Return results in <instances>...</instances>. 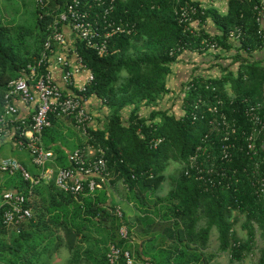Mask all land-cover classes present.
<instances>
[{
	"label": "trees",
	"instance_id": "trees-1",
	"mask_svg": "<svg viewBox=\"0 0 264 264\" xmlns=\"http://www.w3.org/2000/svg\"><path fill=\"white\" fill-rule=\"evenodd\" d=\"M64 1L49 0L43 10L33 6L34 32L6 24L0 15V111L8 82L35 58L45 38V26L51 20L52 9ZM181 1L116 0V12L135 22L136 31L132 35L113 36L109 40L108 54L102 57L82 42L76 43L78 54L94 74L85 95L100 99L107 108V115L102 128H91L90 138H84V142L74 147L99 145L105 148L112 178L92 194L76 198L58 190L53 181L34 185L28 203L31 218L18 227L6 226L0 220V264H37L43 262V256L49 258L61 248L67 251V264H110L106 257L110 244L129 250L133 264H143L145 260L170 264L171 259L174 264H197L204 256L198 247L207 245L212 228L217 231L218 250L229 254V264H242L255 253L258 231L262 244L254 264H264V197L253 192L246 174L240 173L238 182L228 188L205 192L198 181L184 175L180 169L172 177L168 193L156 194L166 178L169 162L182 165L205 134L209 135L208 142H214L210 143V150L213 162L218 164L221 133L208 124L205 114L198 112L196 120L189 116L199 97L206 99L208 105L221 99V109L229 119L237 121L238 144L230 164L233 167L248 164L240 150L243 137L251 128L244 110L249 104L264 99V57L254 59L255 53L264 49V39L257 33L259 25L254 8L259 0H227L225 11L207 7L203 15L195 16L208 23L199 36L184 33L179 25L175 7ZM210 26L215 28L214 33ZM235 29H240L242 36L240 41L232 43L229 32ZM26 35H30L32 41H28ZM205 37L214 40L218 47L199 50L200 40ZM230 51L233 53L229 55ZM184 52L213 55L219 62L213 65L219 74L192 73L187 78L183 84L181 115L154 108L149 114L138 115L141 105L154 107L159 96L171 92L167 78ZM226 57L231 62L223 66L219 60ZM128 107L131 110L124 117L122 112ZM57 118L60 117H51L52 125L43 131V142L56 153V164L68 167L64 148L58 145L59 133L53 127ZM152 137L162 138L155 149L148 146ZM0 172V192L3 189L28 192L29 182L23 180L19 172ZM117 183L122 185L121 194L111 195V188ZM120 202L130 203L143 215L141 218L152 214L158 219L152 221V235L156 234L155 227H162V233L174 227L166 237L181 243L182 247L172 244L173 248L168 246L166 250L145 251L141 248L143 230L132 228L128 213L122 207L119 206L121 217L114 213ZM240 216H243L239 226L245 232L243 239L238 237L234 227ZM199 222L203 225L196 230ZM122 224L128 228V239L118 233ZM208 261L200 264H209ZM114 264L126 263L121 255Z\"/></svg>",
	"mask_w": 264,
	"mask_h": 264
},
{
	"label": "built area",
	"instance_id": "built-area-1",
	"mask_svg": "<svg viewBox=\"0 0 264 264\" xmlns=\"http://www.w3.org/2000/svg\"><path fill=\"white\" fill-rule=\"evenodd\" d=\"M35 7L43 10L49 0H32ZM222 0H183L175 7L177 21L184 33L199 36L208 23L195 17L203 15L207 7H218ZM227 1V0H226ZM224 2V4L226 3ZM195 2H198L196 4ZM257 33L264 39V0L254 7ZM42 17V15H39ZM208 21V20H207ZM136 24L116 12V0H65L56 4L51 11V20L45 26V38L35 58L21 68L19 75L10 80L3 94L0 111V136L9 135L12 129L13 139L29 154L31 163L36 168L32 174L19 160L5 157L0 161V170L8 174L19 172L23 180L29 182L27 193L19 190L5 189L0 192V220L6 226L18 227L28 221L32 210L28 206L32 197V188L38 183L53 181L58 190L69 193L75 198L92 194L96 189L108 184L112 178L105 158V148L101 146L75 148L68 154V167L52 165L54 152L43 142V131L52 125L51 117L67 118L81 136L90 138V129L102 128L105 117L99 119L100 112L89 109L85 92L93 82L94 74L77 52V42L92 50L97 56H106L109 52V40L117 35H132ZM240 29L229 32L232 43L240 41ZM217 43L210 38L200 40L199 50H214ZM189 89V86H186ZM95 98V97H94ZM97 99V98H96ZM98 104L103 108L100 99ZM30 104L32 111L27 118H19L16 102ZM264 102V99H263ZM249 104L244 114L251 123L250 131L244 135L240 150L248 164L238 167L230 166L234 161V149L238 139L237 121L229 119L221 109L223 101L208 105L206 99L199 97L189 112L196 120L200 113L208 117V124L221 136L218 164L213 162V152L205 134L200 142L181 165L184 175L199 182L205 192L216 188H228L239 180L240 173L250 177L253 192L264 197V104ZM208 106L203 108L204 104ZM141 110L138 115H142ZM140 129H138L139 131ZM161 137L148 140L149 148L155 149L161 143ZM257 144L260 147H257ZM114 213L121 217L119 206ZM118 233L128 239V228L122 224ZM123 256L126 264L135 261L129 250H122L110 244L106 253L107 260L114 264ZM252 254L249 255V257ZM143 264H154L145 260Z\"/></svg>",
	"mask_w": 264,
	"mask_h": 264
},
{
	"label": "crops",
	"instance_id": "crops-1",
	"mask_svg": "<svg viewBox=\"0 0 264 264\" xmlns=\"http://www.w3.org/2000/svg\"><path fill=\"white\" fill-rule=\"evenodd\" d=\"M220 5L226 7V3L223 5L222 1L218 5L219 9L221 7ZM220 10H222V9H220ZM209 29L211 32H213V33L215 32V28L213 26H210ZM262 52H264V49ZM262 52L255 53L254 59L263 58L264 56H263ZM231 53H233V52L230 51V53H228V54L230 55ZM219 61L223 66H227L230 64L231 59L229 57H226L225 59H221ZM214 63H219V62H218V60L214 59L213 55H211V54H196V53H191V52L182 53V55L179 57L178 61H176L174 63V65L172 67V72L169 75V77L167 78V86L171 89V92L166 94V95L159 96V98L157 100L158 101L157 105L154 107L141 105V108H140L141 112L143 114H147V113L149 114L151 109L154 108V109L165 110V111H168L170 113H174L177 116L181 115L182 111H183L182 110V95L184 93L182 91H183L184 82L187 80V78L192 73L200 74V75H204V76L205 75H217V74H219L217 67L213 66ZM16 104H17V107L19 109L18 117L19 118H27L32 111V106L30 104H24V103L19 102V101H17ZM88 106H89V109L94 111V112H100V113L103 112L107 115V112H106L107 108L106 107L103 108L100 104H98V100L94 97L89 98ZM130 110H131V107L126 108L122 112L123 116L127 117ZM100 116H101V114H100ZM100 116H99V119L102 121ZM66 120L71 123V121L68 120L67 118H57L56 119V123L54 124L53 127L57 129L58 133L63 132V128L65 125L64 123H66ZM71 126L73 127V129L76 132H78L74 128L72 123H71ZM12 135H13V132L11 129V132L9 135L0 136V147L2 146L1 143H5V142H9L13 146V148L19 147V146L14 145V139H13ZM71 142H75L74 144H79L81 142H84V137L83 138L75 137L74 140ZM74 148L75 147H72V149H67V151H66L67 152L66 153L67 161H68V154ZM20 149L25 150L21 147H20ZM54 155H55V157H54L52 165H57L56 164L57 155L55 152H54ZM1 159H3V158H1ZM1 159H0V161H1ZM28 170H29V168H28ZM36 171H37L36 168H34V169H31L30 172H36ZM3 190H5V189H3ZM111 192H112L111 195L114 194V196H115L116 193H115V189L113 187L111 188ZM123 203L125 204V206L122 207ZM118 204H119L118 206L125 209L126 212L128 213L129 221L132 225V228H140L141 230H143L145 236H144V242H142L143 245L141 246V248H144L145 251H148V252L153 251L154 252L157 250H166L168 248V246L173 248L172 244L178 245L179 248L182 247L181 243L174 242L173 241L174 239L170 240L169 238L166 237L167 233L169 235L171 231L173 232L174 227L170 228V230H169L170 232L167 230L163 233H162V227H159V228L155 227V229H156L155 233L156 234L152 235V232L154 231V228H153L154 226L152 225V221L154 219L158 220L157 218H155V216H153L152 214H148V218H146V217L141 218V216H143V215L141 213H139L138 211H136V209L133 208V206L130 203L120 202ZM169 220L172 221V219H169ZM161 221L163 223L167 222V220H161ZM166 224H165V227H167ZM237 224H238V222L234 226L235 229H237L236 228ZM202 225H203V222H199L196 226V230H198ZM213 230L216 231V228H212L210 230V235H209V238L207 240V245L205 247H198L199 250L204 253V256L201 257L200 261L197 264L203 263L205 260H209L208 262L210 263V261L213 259V257H215V255H217V253H218V251H217L218 250L217 231H216L215 238H212ZM163 236L165 237L164 240L162 239ZM170 237H171V235H170ZM167 239H169V240H167ZM139 242L141 243V240H139ZM211 246H215L216 252H212V251L207 252L211 248ZM170 264H174L173 259L170 260Z\"/></svg>",
	"mask_w": 264,
	"mask_h": 264
},
{
	"label": "rangeland",
	"instance_id": "rangeland-1",
	"mask_svg": "<svg viewBox=\"0 0 264 264\" xmlns=\"http://www.w3.org/2000/svg\"><path fill=\"white\" fill-rule=\"evenodd\" d=\"M226 0H222L223 5ZM33 1L32 0H0V15L2 17V21L6 24H9L10 26H14L15 28L17 26H22L27 31H32V26L34 24V9H33ZM221 11H225L226 7L220 5ZM34 32V30H33ZM26 38H28V41H32L33 38H31L30 35H26ZM174 84V83H173ZM173 87V86H172ZM105 107V106H104ZM107 112V111H106ZM100 118H103L106 116L105 113L101 112ZM63 132L59 133V141L58 145L61 147L63 144V154L66 156L67 149H72L74 147L75 142H71L74 140L75 137L83 138L78 132H76L73 127L71 126V123L66 120V123H64ZM72 138V139H71ZM2 146L0 147V159L5 157H13L17 160L19 159L21 162H23L29 170L34 169L35 167L31 163L29 154L25 151L20 149V147L13 148V146L9 142L1 143ZM66 159V158H65ZM181 169V164L178 162L170 161L166 170H165V180L161 183L160 188L156 191V194L158 196H165L170 188L172 187V177L176 176ZM1 174V172H0ZM121 188L122 185L120 183H117L115 185V192H118L121 194ZM125 206V204H122V207ZM243 216H240L238 224L236 226L237 228V235L240 239H243L245 237V232L239 229L240 223L242 222ZM257 238V244L255 248V253H253L250 257H246L242 264H254L255 259L258 255V248L261 246L262 241L259 238V232L256 233ZM216 231L213 230L212 232V238H215ZM216 252L215 246H211V248L207 252ZM218 253L213 257V259L210 261L209 264H229L230 258L227 251L222 252L220 250H217ZM67 251L64 248L59 249L53 255H50L49 258H46L45 256L42 257L41 261L37 264H67Z\"/></svg>",
	"mask_w": 264,
	"mask_h": 264
}]
</instances>
